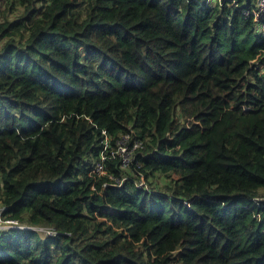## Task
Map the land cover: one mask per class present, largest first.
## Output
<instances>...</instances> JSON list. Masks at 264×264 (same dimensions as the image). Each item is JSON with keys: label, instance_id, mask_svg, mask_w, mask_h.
Segmentation results:
<instances>
[{"label": "trees", "instance_id": "trees-1", "mask_svg": "<svg viewBox=\"0 0 264 264\" xmlns=\"http://www.w3.org/2000/svg\"><path fill=\"white\" fill-rule=\"evenodd\" d=\"M260 4L0 0V264H264Z\"/></svg>", "mask_w": 264, "mask_h": 264}, {"label": "built area", "instance_id": "built-area-1", "mask_svg": "<svg viewBox=\"0 0 264 264\" xmlns=\"http://www.w3.org/2000/svg\"><path fill=\"white\" fill-rule=\"evenodd\" d=\"M260 11L261 12H264V0H261V4H260ZM126 141H122L120 143H118V154L119 156L122 158V164H125L124 163V160L123 159V156H125L127 150L128 149V140L127 138L125 139ZM110 145V141L109 139L107 138L106 139V142H105V147L106 149L108 148V146ZM126 146V148H121L122 146ZM138 145H135L134 148H137ZM131 151V150H130ZM133 151V150H132ZM131 151V152H132ZM114 154V153H113ZM117 155V153H115V156ZM132 156V155H131ZM103 161L106 160V156L103 154V157H102ZM95 172H98L100 175H103L104 174V165L103 163H100L96 169ZM262 200L260 199H255V203H254V206H259L261 207L262 205L260 204ZM7 208L6 207H3V206H0V233L1 232H7V231H10V230H30L29 227L27 226H22L21 224H19L17 221H13V220H8L6 219L5 217V212H6ZM257 217H260V215H257Z\"/></svg>", "mask_w": 264, "mask_h": 264}, {"label": "rangeland", "instance_id": "rangeland-1", "mask_svg": "<svg viewBox=\"0 0 264 264\" xmlns=\"http://www.w3.org/2000/svg\"><path fill=\"white\" fill-rule=\"evenodd\" d=\"M1 6H2V9H3V7H5L4 5H3V3L1 4ZM9 13V17L10 18H14V17H16V15H10L11 13L10 12H8ZM1 17H0V22H1ZM121 148H126V146H122ZM132 152L130 151V150H127V152H126V154H125V156H123V159H125L124 160V163L125 164H122L121 166H122V168H124V169H129V167H130V165H131V159H132ZM43 232H46V233H48V232H51V231H49V230H43Z\"/></svg>", "mask_w": 264, "mask_h": 264}]
</instances>
